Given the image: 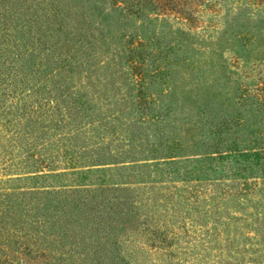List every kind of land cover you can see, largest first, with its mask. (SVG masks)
<instances>
[{"label":"trees","instance_id":"trees-1","mask_svg":"<svg viewBox=\"0 0 264 264\" xmlns=\"http://www.w3.org/2000/svg\"><path fill=\"white\" fill-rule=\"evenodd\" d=\"M155 6L0 0V264H264V150L219 155L227 171L210 178L215 167L181 164L172 155L180 143L150 141L140 116L131 121L126 112L127 92L114 76L126 64L148 114L154 98L143 90L151 76L143 54L153 53L121 19ZM124 128L130 135L121 139ZM223 176L242 179L244 189L227 184L222 212L210 204L213 188L201 195V181ZM249 178L262 186L249 189Z\"/></svg>","mask_w":264,"mask_h":264},{"label":"rangeland","instance_id":"rangeland-1","mask_svg":"<svg viewBox=\"0 0 264 264\" xmlns=\"http://www.w3.org/2000/svg\"><path fill=\"white\" fill-rule=\"evenodd\" d=\"M155 2L157 6L152 10L144 8L140 15L121 19L123 31L136 34L134 40L144 43L153 53L143 54L151 74L143 90L154 98L148 103V114L139 111L141 105L133 96L137 85L130 83L132 76L126 64L122 76L114 77H119L117 84L127 92L126 112L131 110V121L140 116L137 123L141 124L144 137L155 143L162 141L163 147L172 141L180 143L182 146L172 154L176 155L173 159L181 160V164L190 163L188 168L196 164L194 159H199L197 165L202 168L206 164L216 168L215 173L208 174L214 178L227 171V160L218 159L219 155L234 156L235 149L246 153L264 150V0ZM156 111L160 115L153 118L151 114ZM126 135L130 133L124 128L121 139ZM231 163L235 165L233 158ZM6 178L0 173L1 180ZM202 182V196L208 198L211 188L216 193L215 201L209 202L213 206L217 203L216 211L223 212L230 205L226 197L220 196L227 184L236 182L232 190L244 189L240 178L232 181L223 176L211 185V181ZM246 182L249 189L262 186L261 178H249ZM195 183L198 182L190 181ZM175 184L181 187L184 182ZM233 206L232 200L229 212L236 216ZM262 210L264 206L258 213L261 220ZM207 223L208 227L212 225L209 218ZM227 229L233 238V224ZM227 229L223 225L216 229L221 243H225ZM244 230L240 229L242 233ZM249 235L260 239L262 233L251 230ZM259 246L264 249V243ZM220 249L221 245L214 250Z\"/></svg>","mask_w":264,"mask_h":264}]
</instances>
